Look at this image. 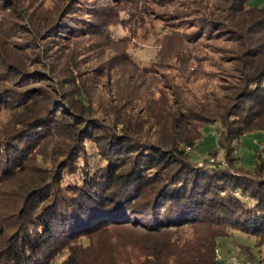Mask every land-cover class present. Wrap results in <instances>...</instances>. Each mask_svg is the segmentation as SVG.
I'll return each instance as SVG.
<instances>
[{"label":"trees","instance_id":"1","mask_svg":"<svg viewBox=\"0 0 264 264\" xmlns=\"http://www.w3.org/2000/svg\"><path fill=\"white\" fill-rule=\"evenodd\" d=\"M86 1L84 12L69 10L62 24L47 27L40 45L31 42L38 25L14 21L16 4L0 5L11 23L0 21V40L16 53L9 52L13 58L0 73V84L16 85L0 90V113L14 118L0 138V264H52L63 249L69 256L61 264H92L89 251H78L79 239L93 241L111 229L135 235L127 247L141 254L131 264H219V240L234 231L257 240L258 257L240 246L245 259L264 261V148L246 169L236 144L245 133L264 134V4L217 0L203 19L183 20L185 28L174 23L193 30L180 38L182 54L169 58L174 63H181L183 50L193 52L191 35L203 37L209 26L233 55V85L192 102L182 93L184 78L173 76L166 92L171 79L152 77L127 51L92 73L65 81L53 76L67 55L58 46L50 54L51 42L106 32L113 41L106 12L100 15L106 8ZM67 63L71 74L75 61ZM108 71V96L96 102L98 83L81 81ZM117 71L123 77L112 75ZM218 124L216 149L195 162L203 133Z\"/></svg>","mask_w":264,"mask_h":264},{"label":"rangeland","instance_id":"2","mask_svg":"<svg viewBox=\"0 0 264 264\" xmlns=\"http://www.w3.org/2000/svg\"><path fill=\"white\" fill-rule=\"evenodd\" d=\"M94 1V0H91ZM101 5L106 9L100 13L107 23L111 24L109 31L111 32V41L109 39L108 32L103 33L101 36H81L69 37V41L60 43L51 42L47 46V50L50 54L54 55L57 51V46L62 48L66 53L67 58L65 63L59 64L58 73H54L53 76H57L58 80L65 81L70 76H82L94 72L96 67L98 68L102 64H106L109 59L117 57L119 54L127 51L128 58L136 61L143 69L148 73H154V76L158 78L161 76L165 81L173 76L184 78V85L181 90L185 97L191 98L192 102L199 99L202 94L209 95L210 92L222 94L221 90L225 86L233 85L235 82L234 75L231 70L233 64V55L228 51L230 45L224 39H220L215 36L213 27L206 29V34L203 37L191 35V40L197 41V45L194 47L193 52L191 49L183 50V55L180 56L181 63H174L169 58L172 54H179L180 38L183 34L190 31H184L181 28H185L187 24L183 20H196L203 19L208 15L207 8L213 6L217 0H99ZM86 0H10L9 2H0L1 6H10L7 4H16L18 6V13L14 17V21H18V17H21L24 22L38 25L35 29L36 32H40L37 40L32 39L31 42L40 45L43 39L46 28L51 25L62 24L63 16L70 10V14L75 11L79 13L84 9V3ZM253 4H264V0H253ZM90 5V3H89ZM88 6V5H87ZM102 7V8H104ZM108 8H110L108 10ZM120 10V19L118 18L117 11ZM82 11V12H84ZM100 12V10H99ZM6 14L0 12V21L5 24H10L5 21ZM2 16H5L1 18ZM13 17V16H12ZM179 18V19H178ZM180 25L181 28H176L175 24ZM18 25V23H15ZM100 25V24H99ZM16 28L15 30H17ZM212 29V32L210 30ZM178 30V31H177ZM209 30V31H208ZM13 31V30H12ZM177 31V33H175ZM166 34H168L166 36ZM200 37V38H199ZM57 40V39H55ZM48 41H43L42 46H45ZM11 47L6 46L3 40H0V73L2 65L8 63L11 53ZM32 55H36L37 48L30 51ZM16 54V53H15ZM119 58H122L120 56ZM74 60L75 64L72 67V73H67L68 60ZM52 62V61H50ZM108 63V62H107ZM65 64V65H64ZM126 64V63H125ZM235 66V65H234ZM57 64L52 62L50 70L56 69ZM107 67V65H105ZM35 67L31 68V71ZM178 69V70H177ZM107 74L102 79H92V76L88 75L83 77L82 83L88 86H97V92L95 93V101L100 102V99L107 97L105 88L110 85V78ZM115 72V71H114ZM113 72V76H122L123 71ZM108 76V77H107ZM148 78L150 74H146ZM6 77L3 79L5 80ZM198 79V81H197ZM196 80V81H194ZM175 82V80H174ZM174 82L166 81L163 85L166 92L167 88L174 86ZM50 84H53L50 82ZM79 85V84H78ZM40 84H37L35 88H41ZM16 87L15 84L2 83L0 84V90L4 91L5 88ZM47 88V86L45 87ZM64 89V87H63ZM62 89V90H63ZM39 89H35V92ZM68 90L66 88L64 91ZM204 95V96H205ZM13 115H9L7 112L2 111L0 113V138L6 136L9 131L8 126L13 123ZM219 128L223 129L221 125H212L207 129L204 134L205 141L198 145V151L193 152L192 158L197 159L195 162L201 160H208V152L212 149H216V138L219 135ZM237 154L241 159V163L246 169H253L254 156L258 149L264 148V134L258 133H245L239 141ZM41 152L37 150L36 152ZM45 151V150H44ZM43 151V152H44ZM36 153V154H37ZM197 154L200 156L197 157ZM264 155V152H263ZM36 156V155H35ZM38 156V157H37ZM37 161H42V157L37 155ZM222 157V154L220 158ZM214 162V159H212ZM224 160L223 157L221 161ZM212 162V161H211ZM69 180V179H67ZM71 179L70 181H72ZM75 180V179H74ZM123 228V227H122ZM132 228V227H129ZM135 237L134 234H130L127 231H121L120 229H111L107 233L101 234L93 241L87 238L79 239L82 243L83 249L77 247L81 253L90 252L89 258L92 264H131V260L141 254V251L135 248H128L127 244ZM144 238V236L142 237ZM257 240L254 236H250L241 231H234L232 237L221 238L219 240V250L221 257L225 260L230 255H237L240 258L245 259L246 256L240 250V246H248L254 249L255 256L258 257L255 245ZM91 245V246H90ZM90 247V248H89ZM88 248V249H87ZM264 253V252H263ZM69 256V250L63 249L56 255V259L52 264H61Z\"/></svg>","mask_w":264,"mask_h":264},{"label":"built area","instance_id":"3","mask_svg":"<svg viewBox=\"0 0 264 264\" xmlns=\"http://www.w3.org/2000/svg\"><path fill=\"white\" fill-rule=\"evenodd\" d=\"M222 164L227 165L225 161H223ZM216 261L219 264H264V261L258 262V261L246 260V259L240 258L237 255H230L227 259L224 260L220 255L219 248L216 249Z\"/></svg>","mask_w":264,"mask_h":264}]
</instances>
